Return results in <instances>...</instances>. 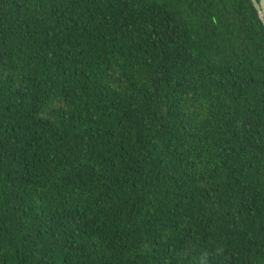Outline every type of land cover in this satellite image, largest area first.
I'll use <instances>...</instances> for the list:
<instances>
[{
	"label": "trees",
	"instance_id": "1",
	"mask_svg": "<svg viewBox=\"0 0 264 264\" xmlns=\"http://www.w3.org/2000/svg\"><path fill=\"white\" fill-rule=\"evenodd\" d=\"M0 264H264L251 0H0Z\"/></svg>",
	"mask_w": 264,
	"mask_h": 264
},
{
	"label": "water",
	"instance_id": "2",
	"mask_svg": "<svg viewBox=\"0 0 264 264\" xmlns=\"http://www.w3.org/2000/svg\"><path fill=\"white\" fill-rule=\"evenodd\" d=\"M264 26V0H251Z\"/></svg>",
	"mask_w": 264,
	"mask_h": 264
}]
</instances>
